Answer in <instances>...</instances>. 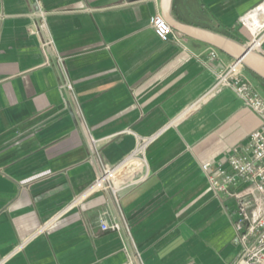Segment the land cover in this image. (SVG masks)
I'll list each match as a JSON object with an SVG mask.
<instances>
[{"label": "crops", "instance_id": "1", "mask_svg": "<svg viewBox=\"0 0 264 264\" xmlns=\"http://www.w3.org/2000/svg\"><path fill=\"white\" fill-rule=\"evenodd\" d=\"M262 2L176 0L183 22L242 43ZM158 13L160 0H0V264H129L125 247L132 264L236 260V210L202 166L261 120L214 89L234 59L178 32L182 45L162 41ZM141 143L117 192L89 191Z\"/></svg>", "mask_w": 264, "mask_h": 264}, {"label": "built area", "instance_id": "2", "mask_svg": "<svg viewBox=\"0 0 264 264\" xmlns=\"http://www.w3.org/2000/svg\"><path fill=\"white\" fill-rule=\"evenodd\" d=\"M263 5L264 2L240 19L242 26L251 35L248 44H253L255 39L260 37H263L262 42L264 41V15L255 22L249 19L251 23H248L247 19L251 12ZM38 14L44 17L42 11ZM150 25L162 41L173 40L182 45L183 38L160 13L150 18ZM44 45L46 46L47 43ZM261 45L256 50L264 53ZM220 53L219 50L211 48L210 59H217ZM244 69L245 66L241 61L233 60L217 74L214 89L219 90L222 87L232 89L244 105L260 118L261 127L250 134L247 143L233 149L224 161H219L216 165L208 162L202 168L207 174L210 185L217 193H222L230 199L236 210L234 243L239 247V253L231 264H264V95L257 85L243 77ZM92 141L96 143L95 139ZM120 164L121 162L114 165H101L90 187L91 191L117 192V185L122 181L123 175L117 181L113 173ZM101 227L103 230L118 233L122 231L119 222L109 225L103 221ZM125 251L130 259L129 264H132L133 260L127 247Z\"/></svg>", "mask_w": 264, "mask_h": 264}, {"label": "water", "instance_id": "3", "mask_svg": "<svg viewBox=\"0 0 264 264\" xmlns=\"http://www.w3.org/2000/svg\"><path fill=\"white\" fill-rule=\"evenodd\" d=\"M173 1L160 0V10L162 17L176 32L205 43L234 60L241 61L246 69L264 81V53L253 49L251 44L242 43L213 30L181 21L173 13Z\"/></svg>", "mask_w": 264, "mask_h": 264}, {"label": "bare ground", "instance_id": "4", "mask_svg": "<svg viewBox=\"0 0 264 264\" xmlns=\"http://www.w3.org/2000/svg\"><path fill=\"white\" fill-rule=\"evenodd\" d=\"M264 15V5L263 6H261V7H259V8H257L255 11H253V12H251L248 16H247V19L249 20V19H252L254 22L255 21H258V19L259 18H261L262 16ZM252 21L251 20H249L248 21V23H251ZM253 24V23H252ZM251 24V25H252ZM262 38L263 37H260V38H257V39H255V41H254V43L253 44H251V47L253 48V49H257V48H259L260 47V45H261V43H262ZM212 91H210L209 92V94L211 93ZM209 94H207L206 96H208ZM144 152V146H143V144H141L138 148H137V151L133 154V155H131V157L129 158V159H127L125 162H124V164H123V166H126V165H128V164H130L132 161H135L136 159H137V153H143ZM141 159V158H140ZM122 166V167H123ZM124 169V168H123ZM121 171V170H120ZM119 171V172H120ZM115 175H116V171L113 173V176L115 177ZM89 191H91V189L89 190Z\"/></svg>", "mask_w": 264, "mask_h": 264}, {"label": "trees", "instance_id": "5", "mask_svg": "<svg viewBox=\"0 0 264 264\" xmlns=\"http://www.w3.org/2000/svg\"><path fill=\"white\" fill-rule=\"evenodd\" d=\"M173 13L175 14V16H176L178 19H180L181 21H184V20L181 18V16L179 15V13H178L176 0L173 1ZM231 38H233V39H235V40H237V41H242L241 38H238L237 36H233V37H231Z\"/></svg>", "mask_w": 264, "mask_h": 264}, {"label": "rangeland", "instance_id": "6", "mask_svg": "<svg viewBox=\"0 0 264 264\" xmlns=\"http://www.w3.org/2000/svg\"><path fill=\"white\" fill-rule=\"evenodd\" d=\"M142 144V143H141ZM139 157H142L143 158V153H139V155H138ZM127 167V165L126 166H124V169ZM123 168H122V170L120 171V172H118V173H116V179L119 177H121L122 175H123V170H124Z\"/></svg>", "mask_w": 264, "mask_h": 264}]
</instances>
